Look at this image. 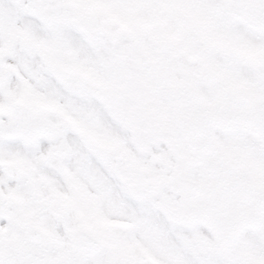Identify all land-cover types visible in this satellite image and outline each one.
Segmentation results:
<instances>
[{"label": "snow or ice", "instance_id": "obj_1", "mask_svg": "<svg viewBox=\"0 0 264 264\" xmlns=\"http://www.w3.org/2000/svg\"><path fill=\"white\" fill-rule=\"evenodd\" d=\"M0 264H264V0H0Z\"/></svg>", "mask_w": 264, "mask_h": 264}]
</instances>
